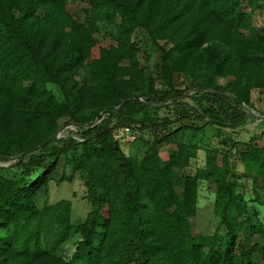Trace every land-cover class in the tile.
Segmentation results:
<instances>
[{"label":"trees","instance_id":"obj_1","mask_svg":"<svg viewBox=\"0 0 264 264\" xmlns=\"http://www.w3.org/2000/svg\"><path fill=\"white\" fill-rule=\"evenodd\" d=\"M72 1L0 0V161L15 157L0 165V264H264V145L221 139L200 165L193 140L208 125L238 127L264 92V0H83L82 19ZM148 47L154 72L139 61ZM191 90L197 107L184 101ZM66 123L83 140L60 148ZM175 138L163 159L158 145ZM62 160L85 188L82 221L71 199L47 198L66 179ZM202 186L219 222L195 235Z\"/></svg>","mask_w":264,"mask_h":264},{"label":"rangeland","instance_id":"obj_2","mask_svg":"<svg viewBox=\"0 0 264 264\" xmlns=\"http://www.w3.org/2000/svg\"><path fill=\"white\" fill-rule=\"evenodd\" d=\"M86 8L88 5L83 2V0H73L68 5L69 12L75 17L82 19ZM242 9L248 11L249 7L246 1H242ZM260 19L264 22V13H260ZM101 40L104 45H109L113 43L112 38L104 33L101 35ZM158 53L154 48L148 47L139 53V61L142 66L146 67L151 72L155 71V64L157 62ZM220 82H224L223 79H219ZM200 93L195 90L188 91L184 96V101L188 102L191 106H199V101L197 100ZM254 107L244 108V111L248 113L245 121L238 127L231 129L229 127L219 128L218 126L208 125L204 132H198L194 137V142H201L203 144L202 148L198 151V157L196 162L198 164H203L205 159V147L208 144L221 146V139L232 138L234 141L239 142L238 148L243 150L245 148L244 142L251 139H255V142L259 145H264V92H253ZM105 118V116H104ZM99 122V121H95ZM219 130V137H215ZM83 129L79 126L71 123L63 124L59 133L56 136V141L53 145L63 148L70 145L73 142H80L83 140ZM139 131V127H136V132ZM124 136L125 142H133L135 135L129 131L119 130L117 137ZM178 139H174L173 143H162L158 145V151L163 159L168 157V149L175 148ZM135 142V141H134ZM141 144L139 142L132 145V152L137 149L141 150ZM71 150L68 151L67 157L70 158ZM237 157V154L235 155ZM238 158V157H237ZM15 157H11L9 160L0 161V165L7 166L14 163ZM240 179V191H242L247 197L252 198V179L249 177L250 174H245L243 167L240 163H237ZM60 171L66 176V179L60 184L52 183L50 186V192L47 198L49 201H54L60 198H68L72 200V215L74 221H82L89 209V206L84 199L85 188L79 177V172L75 168V164L65 160L61 161ZM71 176V180L67 177ZM263 182L261 179L258 180L257 185L261 186ZM214 190L212 186H202L200 190V205L197 209L195 216L191 218V228L195 235L199 234H211L215 230L218 222L219 216L214 211ZM254 205V204H253ZM257 210L264 214V208H260L255 205ZM262 209V210H260ZM263 213V214H262ZM78 236L70 238L64 245L60 247L58 253L64 257H70L75 248V243Z\"/></svg>","mask_w":264,"mask_h":264}]
</instances>
